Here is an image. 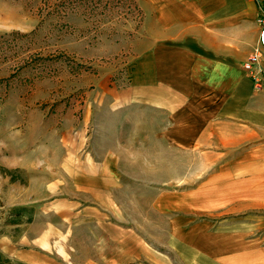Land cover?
<instances>
[{
    "label": "crops",
    "instance_id": "crops-1",
    "mask_svg": "<svg viewBox=\"0 0 264 264\" xmlns=\"http://www.w3.org/2000/svg\"><path fill=\"white\" fill-rule=\"evenodd\" d=\"M137 1L128 83L92 98L134 131L93 132L61 175L15 182L0 264H264V82L243 68L259 0ZM132 170L174 174L146 184L144 210Z\"/></svg>",
    "mask_w": 264,
    "mask_h": 264
},
{
    "label": "rangeland",
    "instance_id": "rangeland-1",
    "mask_svg": "<svg viewBox=\"0 0 264 264\" xmlns=\"http://www.w3.org/2000/svg\"><path fill=\"white\" fill-rule=\"evenodd\" d=\"M142 20L137 0H0V230L15 182L61 175L50 165L62 153L86 150L93 132L133 130L112 128L111 115L92 98L102 99L100 85L128 83ZM88 116L97 123L85 124ZM95 142L102 147V138ZM171 174L127 171V190L142 195L145 210L146 184Z\"/></svg>",
    "mask_w": 264,
    "mask_h": 264
},
{
    "label": "built area",
    "instance_id": "built-area-1",
    "mask_svg": "<svg viewBox=\"0 0 264 264\" xmlns=\"http://www.w3.org/2000/svg\"><path fill=\"white\" fill-rule=\"evenodd\" d=\"M258 35L256 45L243 63L244 70L250 75L257 88L263 85V68L260 65L264 57V0H259V14L257 17Z\"/></svg>",
    "mask_w": 264,
    "mask_h": 264
},
{
    "label": "trees",
    "instance_id": "trees-1",
    "mask_svg": "<svg viewBox=\"0 0 264 264\" xmlns=\"http://www.w3.org/2000/svg\"><path fill=\"white\" fill-rule=\"evenodd\" d=\"M8 172H11V171H8ZM11 179H12V180H15L16 178L13 177V175H11ZM11 211H12V212H15V215L21 213V209H12Z\"/></svg>",
    "mask_w": 264,
    "mask_h": 264
}]
</instances>
